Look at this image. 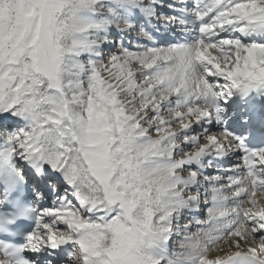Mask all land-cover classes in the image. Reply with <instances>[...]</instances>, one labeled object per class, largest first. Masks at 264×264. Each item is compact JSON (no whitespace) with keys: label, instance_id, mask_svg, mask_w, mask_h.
Listing matches in <instances>:
<instances>
[{"label":"snow or ice","instance_id":"snow-or-ice-1","mask_svg":"<svg viewBox=\"0 0 264 264\" xmlns=\"http://www.w3.org/2000/svg\"><path fill=\"white\" fill-rule=\"evenodd\" d=\"M0 264H264V0H0Z\"/></svg>","mask_w":264,"mask_h":264},{"label":"bare ground","instance_id":"bare-ground-1","mask_svg":"<svg viewBox=\"0 0 264 264\" xmlns=\"http://www.w3.org/2000/svg\"><path fill=\"white\" fill-rule=\"evenodd\" d=\"M193 230H195V231H196V229H195V226L193 227ZM176 239H177V240H179V239H180V237H179V236H177V238H176ZM176 239H175V240H176ZM175 240H174V241H175ZM173 246L175 247V244H174V243H173Z\"/></svg>","mask_w":264,"mask_h":264},{"label":"rangeland","instance_id":"rangeland-1","mask_svg":"<svg viewBox=\"0 0 264 264\" xmlns=\"http://www.w3.org/2000/svg\"><path fill=\"white\" fill-rule=\"evenodd\" d=\"M193 232H195V230H193ZM173 243L175 244V246L179 243V240H175V241H173Z\"/></svg>","mask_w":264,"mask_h":264}]
</instances>
